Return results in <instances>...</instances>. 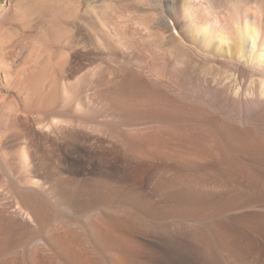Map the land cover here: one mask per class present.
<instances>
[{
    "label": "rangeland",
    "instance_id": "obj_1",
    "mask_svg": "<svg viewBox=\"0 0 264 264\" xmlns=\"http://www.w3.org/2000/svg\"><path fill=\"white\" fill-rule=\"evenodd\" d=\"M33 1L25 0L21 4L25 8ZM134 3L132 0H112L110 7L112 8L113 5L116 8H112L115 12L133 10ZM22 16L24 18V14ZM23 18L22 21H25ZM14 22L18 24L16 20ZM170 24L174 25V22L170 21ZM35 25L38 26L34 23L33 28L31 25L30 29L18 28L17 32L14 31L19 35V39H22L20 42L17 35L13 33L12 37L16 40L11 39L16 45H20L13 49L15 54L18 50L20 51L18 53H21L17 55V60L21 55L17 61L18 65L23 67L22 65L30 60L29 52V56H33L31 60L33 61L35 54L44 52L45 55L44 49L48 48L46 50H50L51 55L49 52L45 57H42L43 53L39 54V58L43 60L40 59L42 63L39 60L38 64H41L40 69L47 64L45 68L47 67L46 71L49 68V71L46 76H54V71L57 72L58 69L55 65L58 61L63 63L65 56H68V60L71 59L70 63L68 62L70 67L69 71L67 69V72L62 75V81L59 83L63 90H60L58 96L47 104L46 109L36 110L37 106L33 105L35 98L26 99L28 92L26 84L30 77L32 78L31 81L29 80L31 83L34 78L37 79L40 76V79L44 75V73L41 74L42 71L39 68L33 70V75L30 70L27 71L28 75H31L25 74L28 79L25 78L24 73L20 75L23 79L19 76L20 81L25 80L26 85L21 88L23 91L19 90L22 95L19 91H14L13 100L6 97L7 104L2 102L4 100H0V145L2 146H0V192L10 197L16 193L19 195L21 193L22 196L23 193H30L29 189L26 190L30 186H27L29 183L23 179V176V178L20 176L23 174L21 151L26 146L28 156L31 157L29 162H32L30 165L33 167H31L33 173L31 172L30 175L33 178L36 176L41 182L44 179L43 183L47 184V188L50 186L52 190L55 187L53 192L61 191L55 194H61L62 197L64 194V200L69 196L70 200L67 199L68 201L65 200V202L69 204L71 202V206L67 207L64 204L63 206L58 196L48 200L49 195L47 194L44 198L45 202L39 203L46 204L44 213L45 211L51 215L58 213L61 217L58 216V218H63V222L66 220L65 222L81 223V226L70 227L68 236L72 237L76 247L79 245L77 248L81 247L87 253H89L87 249H94L96 252L99 250L102 253L105 247L98 243L96 245L89 235L88 224L85 222L86 216L96 215L97 220L106 223L110 220L113 222L110 221L108 224L113 229L115 238H123V243L126 242L123 247L128 245L124 247V250H127L128 255L130 254L128 260L130 258L129 261L133 264H264V139L257 130L251 125L241 126L235 122L223 121L206 109L184 104L185 102H180L176 98L175 100L162 88L153 87L142 74L143 72H138L125 61L127 55L131 54L142 61L144 59L148 64L151 63L144 48L136 46L138 45L136 39L130 41L132 42L128 49L130 54L128 52L121 55L122 52L113 47L114 45L108 38H105L106 42L102 41L100 44L98 42L94 50H88L87 53L82 54L73 47L70 49V46L69 50L68 46L66 49L59 41L53 43L49 37L51 30L48 26L44 25L47 29L44 26L45 29H41L40 25L38 27ZM175 36H180L177 31ZM22 46L28 47L29 51ZM21 49L24 51L21 52ZM30 49L38 52L33 53ZM65 50L71 57L67 53L65 55ZM112 52L115 56L111 55ZM196 56L190 59H193L192 62L196 69H201L205 63L197 60ZM26 58H28L27 61L23 63L22 59ZM62 58L63 61H61ZM31 61L29 64L33 63ZM243 72L248 71L244 68ZM61 94L62 97H60ZM8 105L14 106V108L11 106L13 112L18 113L12 115L14 118L12 119L11 116L9 120L2 117V112ZM16 107L20 109H15ZM195 107L197 111L194 110ZM16 110L21 111L16 112ZM40 111L43 112L40 113ZM259 111L256 117L262 112V110ZM51 119L63 121L59 131L52 125ZM43 127L49 129L46 131ZM4 136H8L6 141H4ZM1 138L4 142H1ZM24 138L29 140L25 141ZM11 139L14 140L10 141ZM27 141L29 144L26 145ZM29 141L32 142L31 145ZM5 144H8V148ZM33 148L34 151L37 149L38 154L34 153ZM31 149L32 152H30ZM10 168L14 171L12 169L9 171ZM7 171L11 175L8 173V176ZM18 172L19 178L25 182L22 185L19 181L18 184L16 183V180H20ZM10 176L16 179H11ZM6 177L9 181H6ZM23 185L25 187L21 189ZM31 191H34L35 195L33 196L31 192L28 197L33 196L32 200L37 198L40 202L41 191L36 189L38 194L34 189ZM36 194L40 195L36 197ZM25 196L26 194L23 197ZM41 198L44 201L43 197ZM41 207L44 206L41 205ZM47 213H45L46 218ZM51 215H48V218H51L49 217ZM1 218L0 237L4 239L5 234L8 233L6 237L11 236L12 238L5 237L9 240H0L4 241L3 244L0 242V262L2 261L0 264H25L26 262L32 264V261H34L33 264H54L55 260L60 261V264H64V261L68 262L53 247H51L52 250L48 247L49 253L46 258L41 255V246H33V241L29 243L31 246L28 244L31 240L30 233L33 231L32 233L35 234L38 230L41 231L40 226L34 228L28 223L22 224L19 219L11 221V219ZM80 227L82 231L78 229ZM124 229L126 230L123 231ZM34 234L31 237L35 236ZM43 237L45 242L47 238ZM87 238L89 240H86ZM113 240L117 243L111 242L112 244L107 245L109 247L105 248L106 251L103 253L110 251V245L113 248L109 253L114 249L112 254L118 253L116 251L120 249V243L118 239ZM5 242H7L6 246ZM127 247L132 248L133 251L128 250ZM32 248L34 250H30ZM11 252L13 254H10ZM54 253L57 255L55 256ZM103 253L98 252L99 257ZM59 256L61 260L57 258ZM71 262L68 264L78 263Z\"/></svg>",
    "mask_w": 264,
    "mask_h": 264
},
{
    "label": "bare ground",
    "instance_id": "obj_2",
    "mask_svg": "<svg viewBox=\"0 0 264 264\" xmlns=\"http://www.w3.org/2000/svg\"><path fill=\"white\" fill-rule=\"evenodd\" d=\"M24 1L25 0H0V100H4L2 102H5L6 97L10 98V100L11 99L13 100V98H14L13 92L19 91V90L23 91L21 88H24L27 85V87H28L27 91L28 92H27V94L25 92L26 99L35 98L33 105L37 106L36 110L39 108L40 109H43V108L46 109L48 107L47 104L49 102H51V100H54L55 96H58L60 90L61 91L63 90L62 86H60L59 83H60V81H62V79H61V78H63L62 75L65 72H67L66 70L70 67L68 62L70 63L69 60H71V59L68 60V56H65L66 53L69 54L68 51H66V50H65L66 52L64 51L65 52L64 56L66 57V59H64L65 61L63 63H61V62L59 63V61H58L59 65L58 64L55 65V66H58V69H57V72L55 70L56 68L54 69L55 74L53 72V74H54L53 77L46 76L47 71H49V68L47 71H46L47 67L45 68V66L47 64L46 65L43 64L45 66L44 67L42 66L41 69H40L41 64L38 65L39 60L41 59V58H39L40 57L39 54L43 53V55H44V52H41V50H40L41 53L35 54L36 56L34 55L33 61H31L33 59V56H29L30 52L28 53L29 54L28 58L30 57L29 61L33 62V63H30L31 65L29 64V61L26 62L28 58H26L25 60L22 59V62L23 61L26 62L25 65L24 64L22 65L23 67L19 66L17 63V61L21 57V55H20L19 59L17 60V58H18L17 55L21 54V53H18V52H20L19 50H18L17 54H15L16 52L14 53L13 49H16L15 46H17L18 44L16 45V43H14L15 41L13 42V40H12V39H14L12 37L14 35L13 33H15L14 31L17 32L18 28H20V29L21 28H23V29L29 28L30 29L31 25L33 28V24L36 23V24H38V26L40 25L41 29L46 28L44 25H46L50 28L51 33L49 34V37L51 38L53 43L59 41L60 43H62L66 47V49H67V46H68V50L70 47H71L70 49H72V47H73L76 50H79V53H82V54L88 50H94L96 48V45L98 42H99V44L102 41L106 42L107 39H105V38H108L110 40V42L114 45L113 47L117 48L118 50H120L122 52L121 55L127 54L129 52L128 49H130V47H131L130 44H132V42H130L131 39H136L138 42L137 43L138 45H136V46H142V48H144L145 52H147L146 54H148L147 56H149L148 58L150 59L151 63L148 64L147 62L144 61V59L142 61L137 56H133V55L131 56L130 52L128 53L130 55H127V58L125 59V61H127L128 64H130V66H132V68H136L138 72L139 71L143 72L142 74H144L146 76L149 83H151L153 85V87L156 86L157 88L158 87L162 88L163 90H165V92L167 94L172 95L174 97V99L176 98V99L180 100V102L181 101L185 102L184 104L187 103V104H190L192 106H196L199 108L206 109V111L208 110L209 112L214 114L217 118H220L223 121L235 122L237 124H240L241 126L242 125L243 126L244 125L245 126L251 125V126H253L252 128L257 130V132H258V134H260L261 138L264 139V114H263V112H264V0H132L135 2L134 3L135 6L132 8L133 10L128 9L125 11H118V12H115V10L113 11V9H116L113 7V5H112L113 9L110 7L112 0H34L33 2H30L31 3L30 5H28V6L26 5L25 8L21 4ZM20 13H22V15L24 14V18ZM20 16H22V17L20 18ZM22 18L25 19V21H22ZM15 20L18 22V24L17 23L15 24V22H14ZM19 21H20V23H19ZM170 21H173L174 25H171ZM35 26H37V25H35ZM127 31L129 32V34H127L128 33ZM176 31L180 35L179 37L175 36ZM23 32H24V30H23ZM44 32H45V30L43 31V33ZM25 33H27V32H25ZM15 34L17 35V33H15ZM44 35L47 37L46 34H44ZM18 36L19 35H17V37ZM23 36L25 37L24 33H23ZM127 38H129V39L127 40ZM17 39H19V37ZM104 39H105V41H104ZM14 40H16V39H14ZM20 40H22V39H19L18 41L20 42ZM136 40H134V41H136ZM19 42H17V43H19ZM46 43H48V42H46ZM48 45H50V44L48 43ZM18 46H20V45H18ZM64 46H63V50H64ZM22 47H24V46H22ZM24 49L27 50L28 47L27 48L24 47ZM41 49L43 50L44 48L42 47ZM46 49H48V48H46ZM46 49H44V51L46 53L49 52V54L51 55L50 50L47 51ZM132 49H134V48H132ZM22 51H24V50L21 49V52ZM28 51H29V49H28ZM35 51H37V50H34V52ZM73 51H74V49H73ZM111 51H113V50H111ZM135 51H137V50H135ZM31 52H33V49L31 50ZM61 52H62V49H61ZM137 52H139V51H137ZM46 53H45V55H46ZM82 54H78V55L82 56ZM247 54H249V55H247ZM45 55L42 57H45ZM111 55H114L113 52ZM138 55L140 56L139 53H138ZM195 55H197L196 56L197 60L199 59V61L200 60L204 61L205 65L203 66V68L196 69V67H194V64L192 62L193 59L191 60L190 57H192V56L195 57ZM99 56H100V54H99ZM144 56L147 57L146 55H144ZM61 57H63V56H61ZM65 57H63V58H65ZM70 57H71V55H70ZM124 57H125V55H124ZM48 58H47V60H48ZM63 58L61 61H63ZM41 60H43V59H41ZM41 60H40V62L42 63ZM146 60H147V58H146ZM52 61H53V59H52ZM194 61H195V58H194ZM199 61H197V62H199ZM202 61H201V63H202ZM25 62H23V63H25ZM52 63H54V62H52ZM124 64H125V62H124ZM197 64L199 65L200 63H197ZM37 68H39V70L42 71L41 74L44 73V75L40 79H39L40 76L37 77L38 76L37 75L36 76L37 79L34 78L33 79L34 81L32 80L33 82L30 83V81H31L30 79H32L30 77V79H29L30 81L28 80V83L26 85H25V80H24V82H23V80L20 81L21 79L19 78V76L21 74L24 73V76H25V74L27 73V75H28L29 70H30V73H32L33 70L34 71L38 70ZM43 68H44V71H43ZM51 68H54V67H51ZM74 68H75V66H74ZM83 68H81V69H83ZM244 68L248 71L247 73L243 72ZM70 70H71V68H70ZM68 71H69V69H68ZM32 75H33V73H32ZM28 76H31V75H28ZM26 77L27 76H25V78ZM21 78L23 79V77H21ZM27 79H28V77H27ZM27 79H26V82H27ZM138 80H140V79H138ZM22 82L24 84H22ZM19 94H20V91H19ZM20 95H22V93ZM20 95H18V96H20ZM21 97H24V96H21ZM60 97H62V94ZM152 98H154V97H152ZM163 99H161V100H163ZM159 100H160V98H159ZM21 101H22V99H21ZM153 101H154V99H153ZM161 103H162V101H161ZM177 104H179V103H177ZM12 105L16 106V104H13V103H12ZM12 105H8L6 107V109L4 108L5 110L2 109L3 110V112H2L3 118L9 120L12 115L18 114V113L13 112L14 110H12V107L14 108V106H12ZM21 105H23V104H21ZM190 105H188V106H190ZM163 106L164 105H162V107ZM17 107H18V105H17ZM17 107L15 109H20ZM173 107H175V106H173ZM196 107L194 109L195 111H197ZM190 108H192V107H190ZM22 110H24V109H22ZM259 110H262L261 113L263 115L260 113V116H257L260 118H257L256 114ZM20 111L16 110V112H20ZM27 111H25V112H27ZM43 111H40V113ZM21 113H23V112H21ZM24 115H26V114H24ZM215 116H213V117H215ZM13 118H14V116H12V119ZM37 118H39V117H37ZM40 118H42V117H40ZM217 118H215V119H217ZM19 119H20V117H19ZM215 119H213V120L215 121ZM52 121H51L52 125H54L55 129H57L59 131L61 129L60 127H61V123L63 121H57V120H55V121L52 120ZM39 123H40V121H39ZM38 125H40V124H38ZM45 127H49V126H45ZM43 128H42V130L46 129V128H44V129ZM48 129L49 128H47L46 131ZM35 130H36V127H35ZM256 130H255V132H256ZM18 131H19V128H18ZM50 134H51V132H50ZM52 134H53V132H52ZM32 136H30V137H32ZM55 136H56V134H55ZM260 136H259V138H260ZM4 137H2V138H4ZM6 137H8V136H6ZM6 137L4 138L5 140L3 139L4 141H6ZM12 137H13V135H12ZM2 138H1V142H4V141H2ZM21 138H20V140H21ZM28 138H29V136H28ZM56 138H57V136H56ZM26 139L24 138L25 141H26ZM12 140H14V139H11L10 141H12ZM27 140H29V139H27ZM55 140H57V139H55ZM16 141L18 142V140H16ZM27 144H29L28 141H27L26 145ZM31 144H32V142H30V145ZM35 144L37 145V142ZM7 145L5 147H7ZM27 148L28 147L25 146L23 148V150L21 151L22 152L21 164L23 167L22 168L23 174L20 176L21 177L23 176L24 178L23 177L22 178L24 180L26 179V182L29 183L28 185L26 184L27 186L30 185L29 187H27L26 190L29 189L30 193H23L25 191V190H23V192L22 191L21 192L23 193V196H24V194H26V196L23 197L21 195V193H20V195L16 193L17 195H19L17 198L16 194L10 197V196L6 195L5 193L0 192V216L7 219V220L11 219V221L14 219H19L22 222V224L28 223L29 225L33 226L34 228L36 226H40L39 229H41V231L40 230L37 231L39 233V235L37 236L38 233L36 231H35L36 232L35 234L32 233L33 232L32 231L31 233L34 234L35 236H33L34 238L31 237L32 234L30 233V239L31 240H29L30 242L28 240L27 241H28V244L32 243L31 241H33L34 242L33 246L34 245L35 246H41L42 249L40 251H41V255L43 257L47 258V255L49 253L48 247L50 248V250H52L51 247H53L56 250V252H58L60 254V256L62 255L64 257L65 260H67L68 262H71L73 260L72 262L76 261V262H78L77 264H133L129 261V260H131L130 258L128 260V257L130 254L128 255L127 250H124V247L128 246V245L126 244L123 247V244L126 242L123 243V241H122L123 238H115V233H114L113 229L111 228V226L109 225L110 224L109 222L111 220L110 221L108 220L109 221L108 222L109 224H108L105 221L97 220L98 218L96 219V215L90 216V217L86 216L87 218H85V222L88 224L89 235L91 236L93 241L96 243V245L98 243V244H101L102 246H105V247H103V251H106L105 248L109 247L107 245H109L111 242H113L114 241L113 239H116L115 241H117V239H118V242L120 243L119 245L121 247H119L118 245L116 246L117 248L118 247L120 248L119 250L116 248V250H118L116 252H118V253L114 252L112 254V252L115 251V249L111 253H109L112 250L111 248H113L112 245H110V247H111V248H109L110 251H108V249H107L108 253L107 252L103 253V251H102L103 255H100V257H99L98 252L100 254H102L101 251L98 250V252H96L94 249H91V250L87 249L89 251V253H87L85 249H82L81 247L77 248V247H79V245H77V247H76V245L73 242L72 237L68 236L69 228L72 226L78 227L81 223L78 224V222H65L66 220H64V222H63L62 221L63 218L62 219L58 218V216H59L58 213H57L58 215L56 214L57 215L56 216L53 214L52 215L48 214L45 211V213H47L46 214L47 218H46L45 213H44V210H46V204H44V203L39 204L41 202H45L44 198L47 197V196L45 197V195H47V194L49 196L52 195L50 197V199H49V196L47 197L48 200H51L52 197L57 198L56 196H58L59 201L60 200L62 201V203H60V204H62V205L64 204L67 207H69L71 202H70V204H69V202H65V200H67V199L70 200L69 196L67 197V199L65 198V200H64V197H65L64 194H63V197L60 196L61 194H55V192L59 191L58 190V191L53 192V189L55 187L52 190L49 188L50 186H48V188H47L46 187L47 184L43 183L44 179L41 182L40 180H38L39 178H36V176L33 178L30 175L31 172L33 173V171H31V169L33 167L31 166L32 162H29L31 160V157L28 156L29 152L27 153V151H28ZM3 150H4V147H3ZM36 150L34 151V148H33L34 153L36 152ZM5 151H7V150H5ZM7 152H9V151H7ZM30 152H32V149ZM36 153L38 154V152H36ZM7 155H8V153H7ZM52 161H54V160L52 159ZM44 162H45V160H44ZM30 163H31V165H30ZM10 164H12V162ZM19 164L20 163H18V165ZM11 169L12 168H10L9 171H11ZM9 171H7V173H6L8 176L10 174ZM16 171H18V170H16ZM22 172H20V174ZM14 174L16 176V173H14ZM14 174H12V175H14ZM20 176H19V172H18V178ZM40 176H41V174H40ZM7 177H6V179H7ZM10 178H11V176H10ZM12 178H14V177L12 176ZM22 178H19V179L21 180ZM14 179H16V178H14ZM20 180H16V183L18 184V181L21 185L23 183H25L23 180H21V181ZM6 181H9V180L7 179ZM10 182H12V181H10ZM10 184H14V183H10ZM10 186H13V185H10ZM24 187H25V185H23V188H21V189H24ZM10 189H11V187H10ZM31 189L32 190L34 189L35 191L37 189V191H39V192L41 191L40 202L37 201V198L36 199L34 198L32 200V198L35 194H33L34 191H31ZM15 190H17V189H15ZM10 192L12 194H14L12 191H10ZM25 192H27V191H25ZM31 192H32L33 196L28 197V194H31ZM39 192H37V194ZM59 192L61 193V191H59ZM18 193H19V191H18ZM37 194H36V197L40 195V194L39 195H37ZM41 197H43L44 201H42ZM26 198H28L29 200ZM186 199H188V198H186ZM182 202H184V201H182ZM41 205L44 206L45 209H43L44 207H41ZM81 205H78V206L80 207ZM75 208L76 207L74 206V209ZM70 209H71V207H70ZM80 209H82V207ZM71 214H72V212H71ZM48 215H51V216H49L51 218H48ZM52 216H54V217H52ZM1 217H0V219L2 220ZM44 219H46V220H44ZM15 223H16V221H15ZM18 223H20V222H18ZM12 224H14V223H12ZM120 225H122V224H120ZM18 226H20V224ZM115 226H116V224H115ZM82 227H80L78 229H81ZM127 228H128V226H127ZM26 229H27V226H26ZM82 229H84V227ZM82 229H81V231H82ZM29 230H32V229H29ZM125 230L126 229H124L123 231H125ZM23 231H26V230H23ZM86 231L87 230H85V232ZM183 231H185V230H183ZM73 233H75V232H73ZM7 234L8 233H6L5 236L2 234L4 236V239H2L0 237L1 238L0 240L7 241L9 239H6V238H8V237L12 238L11 236L6 237ZM26 236H28V235L26 234ZM43 236H45L47 238L46 240L44 239L46 243L43 241V238H44ZM84 236H86V235L84 234ZM87 237H88V235H87ZM28 239H29V237H28ZM32 239H34V240H32ZM86 240H89V238H87ZM19 241H21V240H19ZM3 242L4 241H2L1 243L3 244ZM24 242H26V241H24ZM5 243H6L5 244V246H6L7 242H5ZM113 243H117V242H113ZM91 244L94 245V243H91ZM84 246L85 245H83V247ZM17 248H19V246ZM23 248H24V246H23ZM33 248H35V247H33ZM33 248L30 250H34ZM127 248H128V250H130V249L132 250V248H130V249H129V247H127ZM26 249H28V248L26 247ZM95 249L97 250V248H95ZM15 250L17 251V249H15ZM134 250H136V249H134ZM125 251H126V253H125ZM12 252L10 254H13ZM23 252H22V254H23ZM25 253H27V252H25ZM50 253H52V252H50ZM133 253H135V251ZM25 255H24V257H26ZM54 255H55V253H54ZM60 256L57 257V258H59V260H61ZM101 256H103L102 259H101ZM6 257H8V256H6ZM24 260H25V258H24ZM28 260H29L28 262L30 263V259H28ZM25 261H27V260H25ZM33 262L34 261H32L31 263L33 264ZM49 262L50 261H48V263ZM65 262L66 261H64V264H66V263L68 264V262H66V263ZM54 264H60V261L55 260ZM72 264H76V263H72Z\"/></svg>",
    "mask_w": 264,
    "mask_h": 264
}]
</instances>
